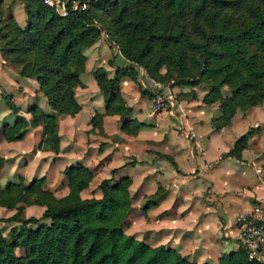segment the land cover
I'll use <instances>...</instances> for the list:
<instances>
[{
  "label": "rangeland",
  "instance_id": "374dc122",
  "mask_svg": "<svg viewBox=\"0 0 264 264\" xmlns=\"http://www.w3.org/2000/svg\"><path fill=\"white\" fill-rule=\"evenodd\" d=\"M34 1L0 0V33L6 32L8 36L14 34L11 27L7 29L5 16L11 11L14 19L23 23L24 5L32 7ZM200 1L189 0L178 10L172 0H156V4L152 2L156 15L152 29L166 34L175 32L176 38L169 40L165 48L152 43L150 51L139 62L124 58L122 53L136 55L144 36L129 44L130 33L126 27H122L116 12H111V4L93 9L91 25L95 30L85 34L81 46L83 71L93 76V70L99 66L107 67L111 57L115 63L136 67L133 79L128 77L136 84L138 91H123V96L120 93L125 104L131 108L126 118L139 119L144 126L133 133H125L121 129V122L115 113L108 114L111 118L107 119L105 132L102 124V115L107 114L104 103L102 112L93 110L89 116L93 117V126L88 118L87 129L79 128L80 123L76 129V125L70 124L71 120L64 118L68 114H57L48 105L37 81L21 78L16 69L19 65L11 64L10 61L13 62L16 57H25L23 53H20L22 56L7 53L5 60L0 55V157L3 159L0 188L7 185L15 197L12 208L0 204V218L12 214L14 206L19 204L23 206L21 216L38 217L44 205L35 202V199H46L47 196L42 195L39 189L24 190L14 184L21 180L23 185L40 178L39 188L47 190L50 199L58 200L68 190L62 168L80 165L83 158L90 163L88 168L92 177L87 186L80 190L81 197L100 196L97 183L110 174L109 185L119 183L126 187L130 206L119 224L124 233L150 245L161 243L162 235L171 238L177 233L183 240L185 250L195 253L204 249L208 254L218 250L219 243L229 237L224 234V209L217 194H221L222 189L229 190L226 185L228 181H231V185H237L247 178V175L243 176L244 170H241L245 166L254 165L260 171L264 169V97H257L258 83L246 86L242 94H234L233 88L243 79V76L240 77L242 69L236 63L229 65L228 54L221 40L208 39L212 34L230 32L251 21V7L255 1L239 0L234 5L205 0L196 11V4ZM134 2L135 9L143 5L147 10V6H144L146 0H130L129 6ZM126 14L130 16L129 12ZM189 42L200 46L193 47ZM245 45L250 51L254 50L251 42L246 41ZM211 49L217 54L209 53ZM260 61L264 66V59L260 57ZM112 71L114 73L111 66V74ZM81 73L74 87L76 100V91H87L83 90ZM160 87L169 89L173 105L154 111L153 91ZM4 96L14 102L23 117L19 126L24 133L12 148L3 142L5 139L1 132L2 124L11 123L15 117L7 107ZM238 103H242L240 107ZM30 106L56 115L59 135L56 151L47 148L50 143L48 139L44 141L41 138L40 125L30 122L27 110ZM243 133H246L245 139L235 144L236 138ZM60 139L62 147H59ZM210 139L215 144L211 150L207 147ZM237 147H240L237 157L221 156L223 151ZM151 151L170 155L179 171H175L165 159L157 157L152 158V162L145 160L151 158ZM224 158H228L229 163L226 165L227 162L223 161L216 171L222 176H215L213 169ZM130 160H133V164L120 166ZM111 168L117 169L110 172ZM248 170L251 172L250 168ZM210 178L216 183L217 193L214 195ZM148 197H155L156 203L141 211L140 205ZM12 224L17 225L18 222L0 220L2 233ZM167 240L165 238V242ZM16 252L20 253L22 249Z\"/></svg>",
  "mask_w": 264,
  "mask_h": 264
},
{
  "label": "trees",
  "instance_id": "16d2710c",
  "mask_svg": "<svg viewBox=\"0 0 264 264\" xmlns=\"http://www.w3.org/2000/svg\"><path fill=\"white\" fill-rule=\"evenodd\" d=\"M175 8L189 0H172ZM224 4H234L239 0H210ZM251 7V21L233 28L230 32L212 34L208 39L221 40L229 65L236 63L242 69L243 79L233 88V92H244L246 86L260 84L257 97H264V66L260 57L264 59V0H254ZM147 10L143 5L136 8L130 0H89L85 10L73 11L68 15H59L41 0H35L34 5H24L25 22L23 26L17 24L11 11L5 16L7 29H13L14 34L0 33V55L6 58L7 53L17 56L11 64L16 67L20 76L34 78L45 96L48 105L57 114L72 115L79 109V103L74 96V87L78 84V75L83 71L84 54L81 52L83 38L92 27V13L96 7H105L111 4V12H116L117 19H121L122 27L130 33L129 44L144 36L135 55L122 53L124 58L139 62L151 49V44L167 47L169 40H175L176 33L154 31L156 15L153 13L156 0H146ZM205 0L196 4V11L203 6ZM130 13V16L126 14ZM175 13L178 11L174 10ZM152 13V15H151ZM138 32V33H137ZM177 40V39H176ZM254 46L250 51L245 42ZM193 47L197 43L189 42ZM217 54L215 50L209 51ZM5 60V59H4ZM108 63L114 67V75L107 76V70L101 66L93 70V78L102 94L105 113L118 115L121 129L125 133L135 132L143 123L139 120L126 118L130 106L125 104L119 92V78L129 76L133 79L136 67L132 64L118 65L111 57ZM211 69V67H208ZM263 80H262V79ZM164 92V88L158 89ZM151 94V93H150ZM7 107L15 114L11 123H3L1 132L6 140L20 139L24 129L20 128L23 118L14 102L4 96ZM226 100H223L225 102ZM238 103L237 106H241ZM30 122L41 127V138L50 143L47 148L56 151L59 135L57 132V118L53 113L43 111L40 107L30 106L28 109ZM93 117L89 118L94 125ZM246 133L241 134L234 141L235 144L243 141ZM46 144V143H45ZM240 148V147H239ZM239 148L223 152L221 156H238ZM151 158L167 160L175 171H179L173 158L158 151H151ZM2 158L0 157V164ZM133 164V160L123 162L120 166ZM117 168H111L114 172ZM67 180L68 190L60 199H50L49 192L39 188L40 178L28 181L26 184L18 181L15 186L24 190L39 189L46 199H35V202L44 205L38 217L21 216L22 204L15 205L14 211L3 221H15L3 234L0 230V264H209L206 261L197 262L189 259L165 243L150 245L142 239L124 233L120 222L130 206L129 195L123 184L109 185L108 178L100 179L97 187L100 196L83 198L79 195L81 189L87 186L92 172L85 165H66L61 170ZM21 184V185H20ZM158 195L157 192L154 193ZM18 196V193L16 194ZM15 199L13 191L8 186L0 188V204L8 208L13 207ZM20 199V198H19ZM18 198L16 200H19ZM29 202V201H24ZM156 203L155 197L146 198L140 205L145 211ZM21 248L17 254L15 248ZM218 264H264V261L249 259L245 249L239 245L235 251L221 253Z\"/></svg>",
  "mask_w": 264,
  "mask_h": 264
},
{
  "label": "crops",
  "instance_id": "0c3cea01",
  "mask_svg": "<svg viewBox=\"0 0 264 264\" xmlns=\"http://www.w3.org/2000/svg\"><path fill=\"white\" fill-rule=\"evenodd\" d=\"M24 22H25V18H24ZM24 22L23 23L17 22V24L22 26ZM113 62H114V59H113ZM115 64L120 65L122 63H115ZM107 67H105V69L107 70V76L111 77L112 74L114 75L113 71L111 74V65L109 64ZM80 76H81L80 79L82 83L84 84L83 90H87V91H76L75 92L76 98L78 102L80 103V108L73 116L64 115L65 116L64 118L66 120H71L70 124L76 125V129H77L78 123H80L79 128H82L83 130L89 127L88 118L93 112V110H98L102 112L103 98H102L101 92L98 90L97 85H95V80L93 76H91L90 74L86 75V70H84ZM21 78L30 79L32 77L22 76ZM32 79L35 80L34 78ZM88 89H93V91H88ZM119 91L121 95L123 96L124 95L123 91H138V90H137L136 84L128 76L124 75L119 78ZM39 106L43 108L42 105H39ZM158 113H161V112H158ZM109 116L111 115H108V114L102 115V124H103V129L105 130V132L107 130V124H106L107 119L111 118ZM143 127L144 126H140L139 129ZM88 133L93 135L92 132H88ZM20 139H15V140L5 139L3 140V142L12 148L15 144H17V142L20 141ZM61 139L59 142V147H62ZM210 141L211 139L207 141V147L211 150L213 146L215 147V144H213V142H210ZM226 151H223V152H226ZM81 160H82V162H80L81 164L87 167H90L89 162H86L85 159L83 158ZM223 161L227 162L226 165H228L229 163L228 158L219 160V162L215 165V168L213 169V171L215 170V174H216V175L214 174L215 176L221 175V174L216 173V171H217L218 166H221L220 164ZM234 168L235 167H233V170ZM248 168L251 169V172H249ZM241 170L242 171L244 170L243 176L247 175V178H243L242 180L243 181L244 179L246 180L244 182L239 181L237 185H231L230 183L231 181H228L226 185L228 186L229 190L226 189L225 191H223L224 189H222L221 194H217V198L219 202L222 204L223 209H224L223 210V213L225 215V220H223V227L225 229L224 234L228 236L229 238L219 243L218 250L215 253L208 254L207 251L204 249L199 250L195 253H193L192 251L185 250L182 245L183 240L177 233L171 237L172 239L168 235L167 236L162 235L160 242L166 243V245L174 248L179 253L186 255L189 259L191 258L197 262L206 261L209 264H218L217 257L221 253H229V252L235 251L237 247L240 245V241L238 238V231L235 225V216L237 215V213H239L240 211L248 210V211H252V212H255V213H258L264 216V169L262 168V171H260V169L254 165L253 166L247 165L245 166L244 169H241ZM209 180L212 182L211 190H212V195H214L215 193H217L216 185H215L216 183H214L213 179L211 178ZM230 225H233V226L230 227ZM165 238H168L167 242H165ZM19 249L21 248L16 247L14 250L16 252V250H19ZM21 253L22 252L17 253V254H21ZM261 253H262V258L264 261V246L261 249Z\"/></svg>",
  "mask_w": 264,
  "mask_h": 264
},
{
  "label": "built area",
  "instance_id": "2783aa9c",
  "mask_svg": "<svg viewBox=\"0 0 264 264\" xmlns=\"http://www.w3.org/2000/svg\"><path fill=\"white\" fill-rule=\"evenodd\" d=\"M41 1L59 15H68L73 11L85 10L89 2V0ZM153 92L152 105L154 111H158L164 107H172L173 96L169 89H166L164 92L155 89ZM235 225L240 245L245 249L247 257L263 261L261 249L264 246V216L248 210L240 211L235 216Z\"/></svg>",
  "mask_w": 264,
  "mask_h": 264
}]
</instances>
